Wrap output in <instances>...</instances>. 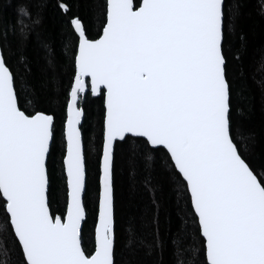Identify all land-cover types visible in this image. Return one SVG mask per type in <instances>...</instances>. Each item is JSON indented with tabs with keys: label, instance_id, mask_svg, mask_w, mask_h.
<instances>
[{
	"label": "snow or ice",
	"instance_id": "obj_1",
	"mask_svg": "<svg viewBox=\"0 0 264 264\" xmlns=\"http://www.w3.org/2000/svg\"><path fill=\"white\" fill-rule=\"evenodd\" d=\"M58 7L69 12L67 2ZM104 16L95 38L81 17L67 21L75 43L63 125V213L53 215L49 196L56 116L22 110L16 74L0 51V234L9 231L21 264H116L114 142L140 137L166 150L186 186L205 264H264V171L233 135L222 0H104ZM89 96L103 98V146L94 246L86 249L80 124ZM166 244L175 264H188L179 236H157L149 247Z\"/></svg>",
	"mask_w": 264,
	"mask_h": 264
},
{
	"label": "trees",
	"instance_id": "obj_2",
	"mask_svg": "<svg viewBox=\"0 0 264 264\" xmlns=\"http://www.w3.org/2000/svg\"><path fill=\"white\" fill-rule=\"evenodd\" d=\"M67 2V14L58 4ZM224 55L232 85L231 121L241 151L264 171V0H224ZM81 17L95 38L105 22L104 0H0V43L16 74L22 110L56 116L48 158L53 215L66 209L62 169L66 95L74 76V43L67 21ZM23 27V31H21ZM81 125L86 160L83 225L85 248L94 246V222L99 198V160L103 146V98L89 96ZM116 264H175L171 244L153 251L158 236L181 238L188 264H205L203 241L190 207L186 186L169 166L163 148L152 149L143 138L117 141L114 147ZM6 218L0 209V226ZM0 261L21 264L22 254L9 231L0 234Z\"/></svg>",
	"mask_w": 264,
	"mask_h": 264
},
{
	"label": "water",
	"instance_id": "obj_3",
	"mask_svg": "<svg viewBox=\"0 0 264 264\" xmlns=\"http://www.w3.org/2000/svg\"><path fill=\"white\" fill-rule=\"evenodd\" d=\"M222 2H223V4H224V0H222ZM223 10H224V5H223ZM0 51H2V47H1V43H0ZM95 98V97H94ZM83 120H84V116H83V118H82V122H81V124H80V128H81V125L83 124ZM81 133H82V130H81ZM136 138V137H135ZM117 141H121L119 138L114 142V147H115V144H116V142ZM82 146H83V152L85 153V148H84V142H83V134H82ZM166 151V150H165ZM84 157H85V155H84ZM85 162H86V160H85ZM86 179H87V171H86ZM85 191H86V188H85ZM85 191H84V193H85ZM83 193V199H84V194ZM85 222V221H84ZM84 222H83V225H84Z\"/></svg>",
	"mask_w": 264,
	"mask_h": 264
}]
</instances>
